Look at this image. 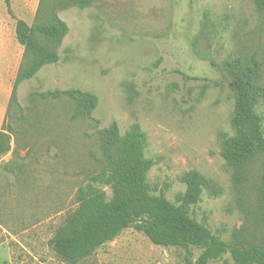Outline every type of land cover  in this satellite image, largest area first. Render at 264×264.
<instances>
[{"label":"rangeland","instance_id":"rangeland-1","mask_svg":"<svg viewBox=\"0 0 264 264\" xmlns=\"http://www.w3.org/2000/svg\"><path fill=\"white\" fill-rule=\"evenodd\" d=\"M9 2L0 0V135L6 134L1 148H11L0 149V182L27 165L57 167L59 187L52 193L48 187L37 189V196L40 206L51 207L53 194L55 208L58 199L51 220L59 229L77 211L79 189L90 183L100 187L90 177L113 164L116 153L105 148L102 132L117 123L122 136L138 123L147 136L146 154L154 160L147 172L153 193L179 203V194L187 190L185 177L196 169L208 186L191 206V215L231 245H264L262 166L257 160L239 172L221 153L223 138L235 134V95L218 68L224 61L255 54L264 84V11L256 0ZM53 14L68 28L57 44L52 39ZM20 19L31 28L37 45L19 39ZM41 47L55 50L59 60L47 62ZM55 89L91 93L98 101L85 112L75 98L41 95ZM255 108L264 128V101ZM7 182L0 187V224L12 231L17 222L26 224L31 203ZM101 187L113 195L111 185ZM145 220L147 215L135 218L83 257H63L48 244L49 250L42 248L36 258L20 262L196 264L202 248L155 244L139 227ZM11 261L17 258H0V264ZM207 264L243 263L227 252Z\"/></svg>","mask_w":264,"mask_h":264},{"label":"trees","instance_id":"trees-1","mask_svg":"<svg viewBox=\"0 0 264 264\" xmlns=\"http://www.w3.org/2000/svg\"><path fill=\"white\" fill-rule=\"evenodd\" d=\"M7 2L10 3L9 0ZM256 2L260 12H263L264 0ZM52 18L55 33L52 39L57 44L59 37L68 28L55 14ZM17 32L19 39L27 46L37 45L31 28L24 20H18ZM40 53L47 62L54 63L60 58L51 48L41 47ZM218 68L229 78V87L235 95V109L231 119L235 134L223 138L221 153L239 172L248 169L257 160L260 162L259 201L264 221V128L262 117L255 108L257 102L264 101V84L260 83L262 63L257 55L251 54L224 61ZM35 69L29 75H33ZM41 95L75 98L82 102L85 112L98 101L96 95L76 89L49 90ZM102 133L105 148L116 153L113 164L90 177V181L97 182L100 187L90 183L77 192V211L49 240L50 247L57 254L70 259L88 255L114 239L135 218L147 215L148 220L139 224V227L145 229L152 242L183 248L200 247L203 250L196 264H207L227 252H231L243 264H264V245H231L191 215V206L202 199L204 188L208 186V180L198 170L188 172L185 177L187 190L179 194V203H174L163 193H153L147 182V172L154 160L146 154L147 136L138 123L132 124L122 136L117 123ZM5 136V133L0 135V149L3 152L11 148L10 144L1 148V140ZM105 185L112 186V196L101 187Z\"/></svg>","mask_w":264,"mask_h":264},{"label":"crops","instance_id":"crops-1","mask_svg":"<svg viewBox=\"0 0 264 264\" xmlns=\"http://www.w3.org/2000/svg\"><path fill=\"white\" fill-rule=\"evenodd\" d=\"M26 162L32 163L28 160ZM35 162L39 163L42 161L34 160ZM35 167L34 165H27L19 168L16 175L13 174V177L0 182L1 187L8 181L6 186L14 188L18 192H24L27 195V200L31 203V208L27 213L26 224L22 226L17 222L15 225L10 226L12 231L0 224L2 229L0 236V258L7 257L11 260L17 258V261H11L10 264H22L20 258L27 260L30 259V256L36 258L41 253L42 248L45 251L49 250V240L58 230L54 229L53 220H51L53 219L54 211L58 210V199L56 200L55 208L53 207V194L49 200L51 207L40 206L42 202L41 198L37 196L39 193L37 189L42 190V188L48 187L51 193L54 192V188L57 189L59 187V170L57 167L54 170L53 166H40L41 168L38 169H35ZM6 173L11 175L12 172L7 171ZM54 175L56 178L55 182ZM46 177L51 179L50 183L45 181ZM39 199L40 202L38 201ZM45 202L48 203L47 201ZM45 211H50L51 215L45 214ZM44 218H47V220H44ZM3 236L5 239H3ZM43 244L47 247H43Z\"/></svg>","mask_w":264,"mask_h":264}]
</instances>
